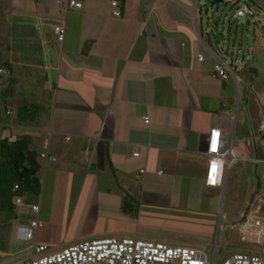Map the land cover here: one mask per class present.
<instances>
[{
    "label": "crops",
    "instance_id": "crops-1",
    "mask_svg": "<svg viewBox=\"0 0 264 264\" xmlns=\"http://www.w3.org/2000/svg\"><path fill=\"white\" fill-rule=\"evenodd\" d=\"M79 1L81 7L73 8L66 0H0V55L9 65L0 72V139L28 134L32 150L55 158L40 159L41 191L32 202L37 213L27 215L16 205L13 217L0 211V264H26L33 243L54 251L89 236H112L106 229L65 241L39 228L30 240L18 238V225L45 219L44 185L55 198L62 181L73 183L63 197L82 199L90 216L99 210L152 216L151 224L138 223L127 233L189 246L181 235L192 233H177L175 223L198 212L190 200L214 197L222 187L204 184L209 130L220 128L228 140L226 170L233 166L236 179L247 163L254 172L264 167V114L252 126L244 108L248 96L238 86L251 75L244 71L235 82L214 74L223 51L212 46L211 36L219 43L209 20L197 18V0H119V16L110 0ZM54 24L65 28L61 41ZM248 191L244 210L259 203L256 215L262 217L259 187ZM239 241L245 251L258 248L240 234Z\"/></svg>",
    "mask_w": 264,
    "mask_h": 264
},
{
    "label": "rangeland",
    "instance_id": "rangeland-1",
    "mask_svg": "<svg viewBox=\"0 0 264 264\" xmlns=\"http://www.w3.org/2000/svg\"><path fill=\"white\" fill-rule=\"evenodd\" d=\"M246 3L253 14L245 13L239 17L237 22H229L234 6L224 0L214 11L211 10L208 0H197L195 13L197 18L203 19L204 24L209 20V31L219 43L216 44L211 36L212 46L221 47L223 51L221 56L227 60V64L232 66L235 77L238 78V74L240 76L245 74L244 71L249 76L251 75V79L247 77L246 80V76L244 80L241 79L242 83L240 82L238 86L248 96V102L244 108L254 126L258 118L264 114V0H246ZM32 26L27 25L26 28L34 30ZM31 47L35 49L36 43ZM232 83L230 82L235 90ZM254 95L258 96V99H255ZM251 124L246 126L247 131ZM244 166V176L240 179H236L233 166L225 169V179L221 189L216 190L215 196L210 198L204 195L201 199L190 200L198 212H192L188 218L182 214V222L180 221V224L176 222L174 225L177 233L182 234L181 229L183 233H187L186 230L192 233L181 235L182 238L189 240L185 244L202 249L209 259L212 256V264H221L224 257L236 251H245L239 241L237 227L240 213L247 211L244 208L250 195L248 190L259 187L264 199V179L260 178V172L264 167H259L254 172L250 163ZM258 181L259 186H257ZM67 185L70 187L69 192L72 191L73 183L66 184L62 181L58 188V196L55 198L51 196L54 193L49 186L44 185L43 188V205H47V208H45V219L42 220L41 230L52 239L66 241L72 236L84 233L94 234L97 231H106V229L112 230L109 233L112 236L129 237L132 235L127 232L133 231L134 225L139 223L142 228L156 220L152 216V218H144L141 212L137 215L131 212L125 214L113 211L111 214H105L106 212L99 210L97 215H87L80 207L82 199H78L75 195L69 198L63 197L62 192ZM89 200L90 198L87 199ZM16 208L24 210L27 215L32 214L29 206L23 203L16 204ZM262 215L264 218V213ZM102 236L104 235L88 238ZM247 236L244 241L251 245H258V236L253 235L250 241L247 240ZM171 264H178V262Z\"/></svg>",
    "mask_w": 264,
    "mask_h": 264
},
{
    "label": "built area",
    "instance_id": "built-area-1",
    "mask_svg": "<svg viewBox=\"0 0 264 264\" xmlns=\"http://www.w3.org/2000/svg\"><path fill=\"white\" fill-rule=\"evenodd\" d=\"M234 6L229 22H237L239 17L245 13L252 15L246 0H224ZM222 2V0H221ZM67 7L80 8L79 0H66ZM112 14L120 15L119 0H110ZM53 32L57 40L64 37L65 28L62 24H54ZM201 60L202 56L199 55ZM1 72V70H0ZM213 72L220 79L229 77L238 78L232 72V66L227 64V60L216 55L213 64ZM11 113L10 110L5 111ZM146 122V119H144ZM259 130L264 143V116L259 120ZM68 139V136H66ZM229 142L224 138L220 128H211L206 135L203 154L206 159L204 184L206 186L219 187L222 185V178L227 167L229 154ZM138 155L137 149L133 152ZM39 157L44 160H54L55 158L46 152H40ZM143 169L140 170L142 172ZM160 172V171H159ZM264 179V171L261 173ZM18 185L12 186L14 192L12 201L16 204L24 203L23 197L17 193ZM32 212L39 211L36 203L28 204ZM259 203H251L246 213L242 215V220L238 222L237 230L240 239L245 240L247 235L258 236V248L256 251H236L221 260V264H264V218L256 213L259 211ZM43 226V222L38 218L30 219L26 224L16 227V236L20 239L30 240L35 231ZM33 254L26 264H171L175 261L178 264H212V256L209 259L206 253L199 248L183 245H169L161 241L142 239L135 236L114 237L106 236L101 238H89L74 243L67 244L58 250L51 251L43 243L32 244Z\"/></svg>",
    "mask_w": 264,
    "mask_h": 264
},
{
    "label": "trees",
    "instance_id": "trees-1",
    "mask_svg": "<svg viewBox=\"0 0 264 264\" xmlns=\"http://www.w3.org/2000/svg\"><path fill=\"white\" fill-rule=\"evenodd\" d=\"M3 68L8 69L9 65L0 55V69ZM40 159L39 153L31 149V137L28 134L0 139L1 212L9 217L14 216V184L18 185L17 193L23 197L24 203L36 201L41 191Z\"/></svg>",
    "mask_w": 264,
    "mask_h": 264
},
{
    "label": "water",
    "instance_id": "water-1",
    "mask_svg": "<svg viewBox=\"0 0 264 264\" xmlns=\"http://www.w3.org/2000/svg\"><path fill=\"white\" fill-rule=\"evenodd\" d=\"M208 3L211 7V10L214 11L217 9L218 5L221 3V0H208Z\"/></svg>",
    "mask_w": 264,
    "mask_h": 264
}]
</instances>
